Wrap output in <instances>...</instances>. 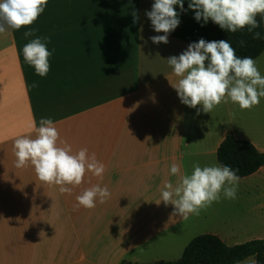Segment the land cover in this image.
I'll return each mask as SVG.
<instances>
[{
	"label": "crops",
	"instance_id": "1",
	"mask_svg": "<svg viewBox=\"0 0 264 264\" xmlns=\"http://www.w3.org/2000/svg\"><path fill=\"white\" fill-rule=\"evenodd\" d=\"M153 3L48 0L32 25L0 34V264H157L178 261L201 235L227 246L264 239V167L239 179L235 199L221 194L187 219L160 201L165 181L175 187L194 163L219 164L228 135L264 153V97L250 110L231 101L210 113L183 104L167 60L189 44L169 35L166 44L152 42L164 35L146 15ZM36 37L49 38L52 53L44 77L23 56ZM255 61L264 76V52ZM41 118L53 120L73 153H94L103 178L86 173L68 194L41 182L31 165L16 168L14 141L34 138ZM97 184L109 190L106 202L77 206Z\"/></svg>",
	"mask_w": 264,
	"mask_h": 264
},
{
	"label": "clouds",
	"instance_id": "2",
	"mask_svg": "<svg viewBox=\"0 0 264 264\" xmlns=\"http://www.w3.org/2000/svg\"><path fill=\"white\" fill-rule=\"evenodd\" d=\"M48 0H0V34L32 25L43 13ZM184 11V0H154L151 11L146 13L154 31L164 33L151 37L155 44L168 43V35L180 24V13ZM188 9L195 12L197 22L209 20L226 32L236 33L247 28L253 39L261 34L254 30L260 27L257 16L264 18V0H190ZM133 22L138 20L132 13ZM203 26V25H202ZM35 30L24 32V37H33ZM49 38L36 37L23 47L24 60L34 67L35 73L44 77L50 70L52 53L46 46ZM243 46L245 41L241 40ZM178 83L172 85L181 102L190 108L202 105L205 113L222 102L238 104L241 110H250L264 97V76L251 57H239L229 41H205L190 43L178 57L168 58ZM37 85L33 83V87ZM36 135L18 137L14 141L15 167H34L38 179L49 185L59 186L61 193L71 194L72 188L82 184L85 174L103 178L105 165L88 154L86 148L73 153L71 145L60 140L59 132L51 118H41L39 127L32 125ZM238 170L229 165L201 167L193 164L191 174L180 176L174 187L165 181L161 200L175 206V214L187 219L190 214L199 215L202 209L224 198L235 199L239 182ZM170 173H180L179 165L173 163ZM71 186V187H69ZM110 197L107 187L99 184L85 189L76 197L77 206L86 209L96 207L97 201L105 203ZM173 197H176L173 199ZM253 264H257L253 261Z\"/></svg>",
	"mask_w": 264,
	"mask_h": 264
},
{
	"label": "trees",
	"instance_id": "3",
	"mask_svg": "<svg viewBox=\"0 0 264 264\" xmlns=\"http://www.w3.org/2000/svg\"><path fill=\"white\" fill-rule=\"evenodd\" d=\"M189 2L184 0V11L180 10L179 5L174 6L180 13V24L169 34L170 37L187 44L198 42L201 38L209 42L226 40L241 58L251 57L255 60L264 52V18L260 15L257 16L260 27L254 31L259 32L261 38L253 39V33H249L247 28L231 33L222 30L211 20L207 24L203 20L197 22L195 12L188 9ZM241 40L245 41L243 46L239 43ZM217 158L220 165H229L238 170L239 178L249 177L264 167V153L250 142L238 140L233 135H228L222 142ZM250 257H254L257 264H264V239L227 246L219 237L207 234L194 238L178 261L157 264H239Z\"/></svg>",
	"mask_w": 264,
	"mask_h": 264
}]
</instances>
